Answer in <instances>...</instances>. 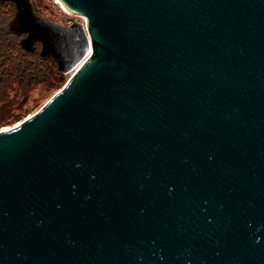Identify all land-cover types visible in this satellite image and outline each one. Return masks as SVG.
<instances>
[{
    "label": "water",
    "instance_id": "obj_1",
    "mask_svg": "<svg viewBox=\"0 0 264 264\" xmlns=\"http://www.w3.org/2000/svg\"><path fill=\"white\" fill-rule=\"evenodd\" d=\"M6 1L70 77L0 130V264H264V0Z\"/></svg>",
    "mask_w": 264,
    "mask_h": 264
},
{
    "label": "trees",
    "instance_id": "obj_2",
    "mask_svg": "<svg viewBox=\"0 0 264 264\" xmlns=\"http://www.w3.org/2000/svg\"><path fill=\"white\" fill-rule=\"evenodd\" d=\"M16 21L15 4L0 2V129L31 111L28 104L36 87L48 92L58 88L64 78L54 60L41 57L40 43L33 51L22 48L24 36L15 31Z\"/></svg>",
    "mask_w": 264,
    "mask_h": 264
},
{
    "label": "rangeland",
    "instance_id": "obj_3",
    "mask_svg": "<svg viewBox=\"0 0 264 264\" xmlns=\"http://www.w3.org/2000/svg\"><path fill=\"white\" fill-rule=\"evenodd\" d=\"M33 3L36 12L40 16L44 17L49 21L67 25L69 23V19L75 18L77 22L84 24V18L74 17L73 15H69L61 7V5L56 2V0H33ZM37 47L39 48L40 46L37 45ZM41 47L39 50H41ZM69 77H70L69 75H65L64 78L62 79V82L58 85V88L49 90L48 92H46L44 88H42L41 86L36 87L35 90L31 93L28 104V109H31V111L28 114H26L22 120L14 124L5 126L0 130L13 127L18 123H20L21 121H23L24 119L36 113L47 101H49L53 97L55 93H57L59 90L63 88V86L68 81Z\"/></svg>",
    "mask_w": 264,
    "mask_h": 264
},
{
    "label": "bare ground",
    "instance_id": "obj_4",
    "mask_svg": "<svg viewBox=\"0 0 264 264\" xmlns=\"http://www.w3.org/2000/svg\"><path fill=\"white\" fill-rule=\"evenodd\" d=\"M56 2L58 3V4H60V2L58 1V0H56ZM61 5V4H60ZM61 7L67 12V10L61 5ZM68 13V12H67Z\"/></svg>",
    "mask_w": 264,
    "mask_h": 264
},
{
    "label": "built area",
    "instance_id": "obj_5",
    "mask_svg": "<svg viewBox=\"0 0 264 264\" xmlns=\"http://www.w3.org/2000/svg\"><path fill=\"white\" fill-rule=\"evenodd\" d=\"M84 23H85V20H84Z\"/></svg>",
    "mask_w": 264,
    "mask_h": 264
}]
</instances>
